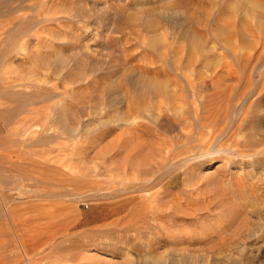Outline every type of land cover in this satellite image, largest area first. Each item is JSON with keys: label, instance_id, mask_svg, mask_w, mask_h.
Returning <instances> with one entry per match:
<instances>
[{"label": "rangeland", "instance_id": "obj_1", "mask_svg": "<svg viewBox=\"0 0 264 264\" xmlns=\"http://www.w3.org/2000/svg\"><path fill=\"white\" fill-rule=\"evenodd\" d=\"M172 74L208 110L167 134L127 81ZM28 263L264 264V0H0V264Z\"/></svg>", "mask_w": 264, "mask_h": 264}, {"label": "bare ground", "instance_id": "obj_2", "mask_svg": "<svg viewBox=\"0 0 264 264\" xmlns=\"http://www.w3.org/2000/svg\"><path fill=\"white\" fill-rule=\"evenodd\" d=\"M69 25V24H68ZM166 29V28H165ZM228 44V43H227ZM163 53H166V52H163ZM158 54V53H157ZM160 55H161V53H160ZM162 56V55H161ZM165 56V55H164ZM180 56V55H179ZM165 58V57H164ZM151 59V58H150ZM145 61V60H144ZM140 70V69H139ZM141 70L142 71H145V72H147L148 73V70L147 69H144V68H142L141 67ZM155 70H156V68H155ZM158 71V70H157ZM156 71V72H157ZM150 73V72H149ZM148 73V74H149ZM152 73H153V70H152ZM125 74V73H124ZM127 74V73H126ZM161 74V73H160ZM160 74H158V75H160ZM165 74V73H164ZM177 74V73H176ZM176 74H172V75H167V76H169V80H168V82L170 83V85H172L173 86V89H172V91H168V88H167V84H166V81H165V84L163 83L164 82V80H163V82H162V84L160 83L158 86L156 85V84H154L153 83V85H155V86H152V83L149 81L148 82V80H142L141 79V77L139 78V77H133V79L131 78L129 81H127L128 83H129V85L128 86H130L129 88H130V91H129V98L126 100V107H127V111L129 110L130 111V113H129V115H131V114H133V115H137L136 117H141V116H138L139 114H143V116L142 117H144L145 118V116L144 115H146L148 118H147V120H151L152 121V123L153 124H155V125H153L152 126V128L155 126V130H156V128L158 129V131H160V132H163V133H166L167 132V134L170 132L171 134H172V132L173 131H175V126H178V127H180V128H182L181 127V125L183 124L184 125V123H189V126L190 127H193L192 125H193V120L195 121V123L196 122H198V121H201V119H206V115H204L205 113H206V111L208 110V104L207 105H205V104H202L203 106L201 107V108H198V106H197V104H196V102H195V100H194V96H195V93L193 92L192 94H191V96H192V98H193V103L194 104H192V110L191 109H189V108H187V107H184V106H178V105H176L175 103H176V101L177 102H183L182 101V99H181V97H180V95H179V92L177 91V87H179L180 85H181V83H180V79L181 78H183V76L180 78L179 76L180 75H176ZM150 75V74H149ZM149 75H147L148 77H150ZM151 76H153V75H151ZM161 76V75H160ZM128 77V76H127ZM158 77V76H157ZM123 78V77H122ZM162 78V77H161ZM164 78H166L165 76H164ZM168 78V77H167ZM185 78V77H184ZM189 78H190V76H189ZM234 78H236V77H234ZM124 79H127V78H124ZM151 79H153V78H151ZM212 80L214 81V76H210V78L209 79H205V80H203L204 81V83L206 84V85H208V83H211L212 82ZM153 81V80H152ZM154 82V81H153ZM158 83V82H157ZM186 83L189 85V86H191L192 84H193V82L192 81H190L189 79H187L186 78ZM210 85V84H209ZM115 86V85H114ZM193 86V85H192ZM112 87V86H111ZM116 87V86H115ZM158 87V88H157ZM113 88L114 87H112V90H113ZM109 89V88H108ZM191 89H192V87H191ZM112 90H110V91H112ZM114 90H116V88H114ZM105 91V90H104ZM108 91V90H107ZM109 92V91H108ZM211 92V91H210ZM208 93V92H207ZM242 94V97L243 96H246V92L244 91V92H241ZM200 97V96H199ZM211 97V96H210ZM210 97H208V98H210ZM146 98H148L149 100H152V101H150V102H148V103H145L146 101L144 100V99H146ZM207 98V97H206ZM240 98V97H239ZM245 98V97H244ZM154 99V100H153ZM241 99V98H240ZM175 106H177V107H175ZM206 106H207V108H206ZM246 107V106H245ZM249 107V106H248ZM247 111H248V109H247ZM138 112H139V114H138ZM141 112V113H140ZM228 112H229V108H226V111L224 112V114L222 115L223 117L224 116H227L228 115ZM128 115V116H129ZM109 116V115H108ZM219 116H221L220 114H218V117ZM131 117V116H130ZM150 118V119H149ZM139 119H142V118H139ZM146 119V118H145ZM160 120H164V123H162V122H160ZM151 121H150V123H151ZM216 121V120H215ZM147 122V121H146ZM203 122V121H202ZM212 122H214L213 120H212ZM242 122V121H241ZM241 122H240V125L238 124L237 125V127H239L240 128V126H241ZM149 123V124H150ZM204 123V122H203ZM207 123H211V120H209V122H207ZM192 124V125H191ZM148 125V124H147ZM182 125V126H183ZM199 125H201L202 126V124H199L198 123V126ZM203 126H205L204 124H203ZM140 128V127H139ZM152 128H151V130H152ZM238 128V129H239ZM217 129V128H216ZM215 129V130H216ZM220 129V128H219ZM218 129V130H219ZM181 130V129H180ZM218 130H216V131H218ZM213 131H214V129H213ZM221 131V130H220ZM154 132V131H153ZM156 132V131H155ZM179 132V131H178ZM236 132V131H235ZM240 132V131H239ZM158 133V136H159V134H161V133H159V132H157ZM192 133V131L190 130V131H188L187 133L185 132H183V135H184V137H186L187 139H189V137L188 136H190V134ZM156 134V133H155ZM167 134H165V135H167ZM174 135H175V133H173ZM179 134V133H178ZM162 135V134H161ZM182 135V136H183ZM173 136V135H172ZM163 137H164V135H163ZM162 137V138H163ZM166 138H167V136H165ZM179 137V136H178ZM198 137V136H197ZM173 138H175V136H173ZM229 139H231V138H229ZM160 140H161V138H160ZM160 140H158L157 142L159 143L158 145H160L161 144V146H160V149L161 148H165V150H168L170 147H168V149H166L167 148V146H165L164 144H162V142L164 141H166V140H169V141H172V144H174V146H176V144L179 142V144H180V140H177V139H173V140H171V139H163L162 141H160ZM178 142H177V141ZM174 141H176V143H174ZM191 141V140H190ZM187 142V141H186ZM192 142V141H191ZM191 142H189V143H191ZM238 143V142H237ZM165 144H166V142H165ZM167 144H168V142H167ZM166 144V145H167ZM170 145H171V143H169ZM182 144V143H181ZM183 145V144H182ZM188 145H190V144H188ZM187 145V146H188ZM163 146V147H162ZM198 146V145H197ZM205 146V145H204ZM171 147H172V145H171ZM184 147V146H183ZM176 148V150H177V147H175ZM174 149V148H173ZM178 149H180V148H178ZM164 150V149H163ZM172 150V149H171ZM170 150V151H171ZM176 150H175V152H176ZM189 151V150H188ZM197 151V150H196ZM163 152V151H162ZM160 153H161V150H160ZM164 153V152H163ZM165 153H168V152H165ZM174 153V152H173ZM172 153V154H173ZM177 154L178 153H181V150H180V152H179V150H178V152H176ZM176 153H175V155L174 156H176ZM186 153V152H185ZM256 153V152H255ZM162 154V153H161ZM172 154H171V156L169 155V157H171L172 159H174L173 157H172ZM253 154V153H252ZM258 154V153H257ZM166 155V154H165ZM168 155V154H167ZM180 155V157H179V159L181 160V158H182V154H179ZM182 155V156H181ZM190 155V154H189ZM192 156V155H191ZM204 156V155H203ZM177 157V159H176V161H180V160H178V156H176ZM197 157V156H196ZM199 157H201V156H199ZM161 158V157H160ZM162 158H163V156H162ZM161 158V159H162ZM160 159V162L162 161ZM169 159V158H168ZM184 159V158H183ZM193 159V158H192ZM164 160V159H163ZM185 160H187L186 158H185ZM189 160H191V159H189ZM159 161V160H158ZM165 161V160H164ZM163 162V161H162ZM174 162H175V160H174ZM183 162V161H182ZM159 164V163H158ZM162 165H164L163 163H161ZM184 164V163H183ZM157 165V164H156ZM162 165H160L159 164V169L161 168V166ZM172 165V164H171ZM177 165V164H176ZM180 165H182V164H180ZM167 166V165H166ZM173 167H174V165H172ZM178 167H180L181 168V166H177V169H178ZM155 168H156V166H155ZM167 168V167H166ZM172 167L170 166V168L169 169H171ZM175 168V167H174ZM157 169V168H156ZM159 169H157V170H159ZM168 169V170H169ZM165 170H167V169H165ZM165 170L164 169H162V171H164V173H165ZM173 170H175V169H173ZM181 170H182V168H181ZM162 171H161V173H162ZM171 171V170H170ZM123 172V171H122ZM152 172H154V173H156V171H152ZM158 173H160L159 171H157ZM166 172H168V171H166ZM173 172V171H172ZM171 172V173H172ZM124 173V172H123ZM157 174V173H156ZM167 174H169V172L167 173ZM125 175V174H124ZM162 175H165V174H163L162 173ZM147 176V175H146ZM149 176H152L151 174L149 175ZM157 176V175H156ZM159 176V175H158ZM153 177H155V176H153ZM160 177H161V175H160ZM159 177V178H160ZM166 177V176H165ZM142 178V177H141ZM147 178H149V177H147ZM146 178V179H147ZM159 178H157L158 180H159ZM140 178H138V182L140 181L139 180ZM144 179H145V177H144ZM143 179V180H144ZM145 179V180H146ZM155 179V178H154ZM169 179V178H168ZM144 180V181H145ZM152 180V179H151ZM163 180V178H161V180H160V182ZM137 182V180H136V185H138V184H140V183H138ZM141 182V181H140ZM154 181L152 180V182H150V183H148L147 184V182H145L146 184L144 185V187H143V189L144 190H147V189H149V188H152V187H154L155 185H157V182H154ZM138 183V184H137ZM141 184H144V183H141ZM129 185H131V184H129ZM132 185H133V182H132ZM135 185V186H136ZM143 185H139V186H137L136 188H137V190H134V191H138V189H139V187H142ZM161 187H162V184H161ZM129 188V187H128ZM127 188V189H128ZM133 188H135V187H133ZM143 189H142V191H143ZM164 189V188H163ZM166 189V188H165ZM164 189V190H165ZM133 191V190H132ZM138 193V192H137ZM144 193H146V192H144ZM139 195H140V192L138 193ZM147 195V194H146ZM151 195V194H150ZM149 196V195H148ZM153 199V198H152ZM142 200L144 201L145 200V197L144 198H142ZM149 200H151V199H149ZM137 202H140V200L139 201H137ZM141 204H143V203H141ZM139 205H140V203H139ZM139 205H135L133 208V210L130 212V214L128 215V217H127V220L126 221H124L123 223H128V222H130V221H132V218L134 217L135 218V216H139V215H141L140 213H138L139 212ZM148 205V204H147ZM158 205H160V204H158ZM158 205H154L153 206V209L151 208V206H149V207H146V205H145V207L146 208H149V209H147L146 210V212L144 211L143 212V214L141 215V217L143 216H154V219L157 217V218H159L158 217V215H161L160 213H163L161 216H166V218L168 219V217H167V215H171V216H173V217H176V212H174V213H169V211L168 210H166V209H169L170 207H167L166 209H165V207H163V205H162V207L164 208V210H161V211H157L156 210V207H158ZM143 206V205H142ZM161 206V205H160ZM162 208V209H163ZM173 208V207H172ZM145 209V208H144ZM154 209H155V211H154ZM179 209V208H178ZM131 210V209H130ZM174 210V209H173ZM180 210V209H179ZM142 211V210H141ZM154 211V212H153ZM128 212V213H129ZM185 213L184 214H186V211H184ZM138 213V214H137ZM181 213V212H180ZM184 214H182V215H184ZM146 216V217H147ZM126 217V216H125ZM142 217V218H143ZM181 217V216H180ZM180 217H177V219L178 218H180ZM129 218V219H128ZM142 218L140 219V221L142 220ZM149 218V217H148ZM160 218H162V219H164L163 217H160ZM126 219V218H125ZM138 220V217L137 218H135V222ZM166 219V220H167ZM170 220V219H169ZM134 221V220H133ZM144 221V220H143ZM117 222V221H116ZM138 222V221H137ZM166 222H168V220L166 221ZM165 222V223H166ZM139 223V222H138ZM34 262V261H33ZM28 264H30V263H28ZM31 264H34V263H31Z\"/></svg>", "mask_w": 264, "mask_h": 264}]
</instances>
